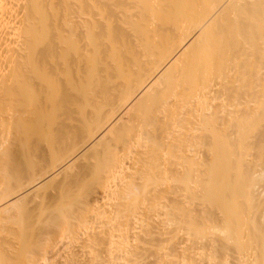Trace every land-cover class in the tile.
<instances>
[{
    "label": "bare ground",
    "instance_id": "6f19581e",
    "mask_svg": "<svg viewBox=\"0 0 264 264\" xmlns=\"http://www.w3.org/2000/svg\"><path fill=\"white\" fill-rule=\"evenodd\" d=\"M0 264H264V0H0Z\"/></svg>",
    "mask_w": 264,
    "mask_h": 264
}]
</instances>
